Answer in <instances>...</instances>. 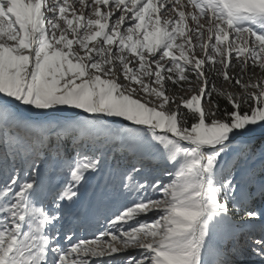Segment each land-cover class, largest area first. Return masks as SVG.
<instances>
[{
	"label": "snow or ice",
	"instance_id": "1",
	"mask_svg": "<svg viewBox=\"0 0 264 264\" xmlns=\"http://www.w3.org/2000/svg\"><path fill=\"white\" fill-rule=\"evenodd\" d=\"M0 264H264V0H0Z\"/></svg>",
	"mask_w": 264,
	"mask_h": 264
},
{
	"label": "rangeland",
	"instance_id": "2",
	"mask_svg": "<svg viewBox=\"0 0 264 264\" xmlns=\"http://www.w3.org/2000/svg\"><path fill=\"white\" fill-rule=\"evenodd\" d=\"M217 84L219 85V81H217ZM170 91L168 92V94L170 96H176L177 100L176 103H180V97L184 96V97H190L193 93L192 92H184L181 91L178 87H174L171 84L168 85ZM187 87V85H185V88ZM170 108H174L175 104H170L169 105ZM125 123H130V122H125ZM93 223H89L87 225L84 226V228L81 229V237H86L91 239L92 235L94 232L97 231V228L99 227L98 225L95 224L94 221H92ZM103 223V221H101V224Z\"/></svg>",
	"mask_w": 264,
	"mask_h": 264
},
{
	"label": "trees",
	"instance_id": "3",
	"mask_svg": "<svg viewBox=\"0 0 264 264\" xmlns=\"http://www.w3.org/2000/svg\"><path fill=\"white\" fill-rule=\"evenodd\" d=\"M213 98H215V97H213ZM221 107H224V101L223 100H221ZM89 223H93V222H89Z\"/></svg>",
	"mask_w": 264,
	"mask_h": 264
}]
</instances>
